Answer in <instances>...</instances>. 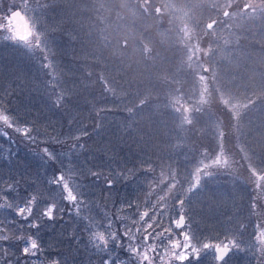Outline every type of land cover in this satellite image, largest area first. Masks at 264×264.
<instances>
[{
    "label": "rangeland",
    "instance_id": "obj_1",
    "mask_svg": "<svg viewBox=\"0 0 264 264\" xmlns=\"http://www.w3.org/2000/svg\"><path fill=\"white\" fill-rule=\"evenodd\" d=\"M39 1L0 0V25L11 27V25L7 24L6 17L10 10L15 8L22 11L28 23L35 21L38 30H46L48 32L49 52L52 57L50 63L53 65V67L48 69L42 68L38 54L30 53L23 45L6 39V37H15L13 30L4 31L3 28H0V96L5 93L8 94V113L0 114H9L22 124L32 121H36L37 126L42 124L48 127V124H50L47 128L49 130L46 131L60 136L57 121H60V119H57L58 114L56 111L54 112L52 109L41 110L40 107H47L44 103L51 104V101H46L48 99L44 96L45 81H49L52 77L61 80V82L66 79L67 86L73 89L71 93L72 100L66 105V108H73L71 123L74 133L72 134L79 135L85 130L91 131L93 128H97L94 125L99 122L97 119V121H92L93 125H91L88 123V119L83 118L85 110L90 112L94 110L91 109L90 102L92 103L95 98L91 91L96 83L90 80L99 81L104 78L103 85L116 95H120L119 92L122 93L123 91L126 93L127 89H138V93H141L142 96L137 100L136 106L142 104L144 112L148 111V108L151 109L146 102L147 100L161 103L162 107L155 105V114H159V111L162 112L167 107V103H165L167 100L170 98L174 99V95L170 94L173 87L164 86L165 88H161L158 85L178 83V86L173 89H183L181 93L185 94L184 97L179 99L178 96H175L177 104L174 106L177 107L183 118H187L192 114L194 108L190 104L192 101L186 99L187 95H191L193 98V95L198 91L196 89H209V85L214 80L220 88L222 86L226 89L225 92H222L223 98L228 96L232 107L238 108L242 100L246 107L248 104H252V99L259 103L254 114H257L260 122V132L264 133V100L259 101L261 95L264 96V72L262 71L264 70V0H110L109 5L111 6L112 4H117L118 7L125 5L124 9L117 8V10L113 9V11L110 8L105 9V11L102 5L103 2H101V7H99L100 4L97 6L92 3L90 5L83 3V1L87 0H74V2L79 1L78 8L74 11V31L70 24V13H58L55 12V9L46 13V11L42 10L45 7ZM38 2L40 4V13H38ZM25 3H27V7L24 6ZM139 5L148 7L145 9L147 12L153 9V11L158 10L159 13H156V16H147L144 11H142L144 14H138ZM49 6L47 8H50ZM34 8L36 11L32 10ZM115 11L125 12V14L123 12L121 17L116 19L115 25L109 23L112 21L110 18L106 17L103 19L108 14L115 18ZM139 13L141 12L139 11ZM124 15L125 18H122ZM144 17L150 18L151 23ZM258 17L259 19H257ZM216 19H219V22ZM258 20H260V23L257 22ZM238 21L244 23V26H241L242 23L239 25ZM206 23L214 24V33L217 34L215 50H209L206 48L207 46L204 47L202 45L204 42V40L202 41L203 29H207ZM109 31L116 34L117 39L112 40L114 35H110ZM111 40L110 48L105 43ZM172 48L174 49L173 52L171 51ZM74 50H76L77 56L72 53ZM113 54L115 56L112 58ZM157 54L160 55L159 62L161 64L166 63L165 71L158 70L157 72L159 73L151 70L156 64L155 57ZM209 54H214L216 60L206 57ZM203 56L206 59L209 58V66L213 62L211 70L207 68L206 71L201 72L204 63ZM82 57L86 58V60H82ZM166 57L167 59L163 61ZM170 61L171 64L169 63ZM253 64L257 65L254 67V74H252L251 70ZM258 66L261 70L258 69ZM86 69V72L92 73L93 76L89 79L80 80V76L84 74L78 75L79 72H83ZM47 72L51 73V76H48ZM61 73H64V75H61ZM73 78L74 80L72 81ZM38 83L41 84V87ZM49 86L51 85L49 84ZM82 94H86L90 100L83 103ZM205 94L204 92L202 95ZM107 95L110 94H102L101 98ZM130 100H132V96L126 94L123 99L125 105H130ZM111 101L115 102L114 99H111ZM76 106L78 107L77 109L75 108ZM106 107L112 109L110 105ZM94 111L102 113L103 108L95 109ZM259 111L262 114H259ZM51 113L57 118L51 120L53 118ZM58 113L61 114L60 112ZM94 114L89 115V117L94 119ZM64 120L67 121L63 125L65 127L64 139L65 142L70 144L72 140L69 138V119L65 116L64 119L62 117V122ZM203 120L205 125H211L207 116ZM155 121L159 122V120ZM77 123L79 124V129L75 126ZM181 123L182 120L180 119L178 125H181ZM2 131L4 129L0 127V132ZM8 131L11 135L12 130L8 129ZM97 131L99 132L98 135L92 134L91 139L94 138V142H99L101 140L100 133H104L101 127ZM163 133L164 129L158 126V128H154L151 134H160L157 136L159 138L164 135ZM14 139L15 143H13V140H6L3 135H0V187L4 186L3 182L7 180L9 175L17 178L14 173V171H17L14 169L21 163L24 165L36 163L38 166L33 155L20 138L14 137ZM84 140L90 139L85 136L82 137L80 142ZM262 142H264V139H262ZM20 144L22 145L21 148ZM20 149H23L24 153ZM10 150L12 151V161L8 162L5 157L8 156ZM260 155L264 161V147L260 148ZM70 158V155L68 157L61 155V159L64 160V163L69 168L72 167V165L68 164V159ZM89 158H95L97 161L105 160L106 167L103 170L105 174L108 173V158L105 159V150L91 151ZM111 159L113 160L112 156ZM216 160L218 163H210L211 166L209 168L203 167V163V166L198 168L194 178L190 179L188 176L180 174L178 181H184V190L187 191L197 179L201 181L203 186L207 179V177H202L205 168L209 171L211 167H216L217 171L227 163L226 159L221 157ZM80 163H83V157H81ZM93 163L90 162L91 165ZM56 165H59V163ZM110 170L118 173L121 169L119 165H115ZM31 174H34L35 177L33 175L30 176ZM204 174L206 175L207 172ZM256 175L260 180H264L263 175L259 173ZM27 176L25 180V188L27 190L32 191L35 189L43 191L46 195L48 194L47 189L41 184L44 180L43 169H39V172L28 173ZM29 185L32 188H29ZM103 187L102 183H89L84 189L87 196L92 195V197L95 196V199H97V201L88 200L90 202L89 205L83 208V213L91 217L95 224L100 225L97 230L103 231L104 226H106L105 212L112 218L119 230L122 224L131 225L133 223L132 216H137L136 223L139 224L138 217L142 214L141 209L135 210V213L128 215V217L125 216L121 209L113 210L111 207H116L118 200H115V195L107 194L103 196ZM213 191L217 192V189H213ZM220 193L218 194L220 195ZM228 194L224 193L223 195ZM101 195L102 198L107 199V202L104 203L100 199ZM188 196L192 197V199L190 204L186 205L185 211L189 219V231H191L194 224L197 223L198 226L200 224V219L195 221L196 219L189 209L199 195L193 197L192 192H188ZM46 198L51 199L50 196ZM112 211H114V214ZM8 214L0 211V223L8 221ZM57 220L58 222L50 223L51 226L48 230L63 225L61 219L58 218ZM162 221L169 222L167 219ZM87 233L89 234L88 231ZM166 236L167 234H165ZM116 254L114 253V255ZM253 259L255 258L250 254L237 253L232 257L231 264H253ZM95 263L96 261L93 260L92 264ZM164 264H173V262L170 258H166ZM175 264H178V262H175ZM206 264H214L211 253L207 255Z\"/></svg>",
    "mask_w": 264,
    "mask_h": 264
},
{
    "label": "trees",
    "instance_id": "obj_2",
    "mask_svg": "<svg viewBox=\"0 0 264 264\" xmlns=\"http://www.w3.org/2000/svg\"><path fill=\"white\" fill-rule=\"evenodd\" d=\"M113 8H118V5L115 4ZM146 8L148 7L139 5L138 14H144L142 11H146ZM139 11L141 13H139ZM156 13H159V11H153V9H151L149 12L146 11L145 15L156 16ZM109 16L112 20L109 23L115 25L117 22L116 19L112 17V15ZM106 17L107 15L103 17V19ZM144 18H147L146 20L151 23L150 18ZM257 19H259V17ZM216 21L219 22V19H216ZM257 22L260 23V20ZM238 23L240 25L242 22L238 21ZM206 24L207 29H203V36L201 35L203 37L202 41L204 40L202 45L204 47L207 46L206 48L209 50H215L217 34L214 33V24ZM241 26H244V23H242ZM109 33L110 35H114V39L112 40L117 39L116 34L110 31ZM112 40L104 43L110 47ZM171 51L173 52L174 49L172 48ZM72 53L77 56L76 50ZM114 56L115 54L112 55V58ZM159 56L160 55L157 54L155 57L156 64L151 69L152 71H165L166 69V63L161 64L159 62ZM206 57H210L211 60L216 58L214 54H209ZM206 57L203 56L204 63L201 72L206 71L207 68H212L213 62H211V66H209V58L206 59ZM166 59L167 57L163 61ZM82 60H86V58L84 59V57H82ZM171 61L169 62L170 64ZM216 66L218 67L217 63ZM255 66L257 65L253 64L251 68L252 74H254L253 70ZM258 69H260L259 66ZM86 71L87 69L83 72H79L78 75L84 74L80 76V80L89 79L93 76L92 73ZM262 71L264 72V70ZM73 80L74 78L72 81ZM90 81L96 83L91 91L95 98L92 103L90 102V107L92 110L103 108L101 114L106 113V119L103 127H101V129L104 130V133H100L101 140H99V142H94V138L87 140L88 147L92 152L100 151V149L106 151L105 159L108 158L107 172L115 165H119L120 169L132 170V175L129 176L127 180H120L114 183L113 188L107 193L115 195V200H118L117 206L111 207L113 210L121 209L126 217L139 209H141L142 212L148 209L150 215L153 211H156L158 215L159 211L162 210L165 215L163 217L158 216L160 223L163 226L166 225V227L170 226V219L175 215L172 208L175 201L174 193L176 189L169 190L172 183H177L179 186L178 178L180 174L186 175L190 179L192 177L194 178L198 168L203 166V163V167L209 168L211 166L210 163H218L215 159L221 157L222 159H226L227 163L225 165L217 171L216 167H211L212 169L210 168L209 171L205 168L207 174L205 175V172L202 174V177H207V179L201 187L200 194L195 200V203L189 208L196 219L195 221L200 219V224L199 226L197 223L194 224L191 231L199 237L201 235L203 242H216L217 240H224L226 235L228 239H232L233 236L231 233H236L238 235L239 231L244 226H247L249 232H251L252 223L264 224V180H260L256 175L259 173L264 176V161L260 155V148L264 147V142H262L264 133L260 132V122L258 121L257 114H254L259 105L256 100L252 99V104H248L247 107L242 100L239 107L234 108L230 104L231 102H229L230 99L228 96L223 98L222 92H225L226 89L221 85L220 88L219 85L212 80L213 83L209 85V89H196L198 91L193 95V98L191 95H187L188 97H186V99L192 101L190 104L194 108L189 117L183 118L178 112L177 107L174 106L177 104L175 96H178L179 99L184 97L185 94L181 93L183 89H173L175 86H178V83L158 85L161 88H165L164 86L173 87L170 94L174 95V99L170 98L167 100V102H165L167 103V107H165L162 112L159 111V114H155V105L162 107V104L147 100L146 102L151 109L148 108V111L144 112L142 104L136 106L137 100L142 96L141 93H138V89H127L128 91L126 93L123 91L122 93L119 92L120 95H116L103 85L105 81L104 78L99 81ZM38 84L41 87V84ZM50 89L51 86H49V91ZM87 90L90 91L91 89ZM204 92L206 94L202 95ZM47 94L48 93L45 92L44 96L48 99ZM102 94H110L111 96L107 95L101 98ZM126 94L132 96V100H130V105L128 106L125 105V101H123ZM81 99L83 103L90 100L86 94H82ZM111 99H114L115 102L111 101ZM261 100H264V96L262 95L259 101ZM46 101L49 102L50 100L48 99ZM44 104L47 107H40L41 110L52 109L58 114L57 118L51 113L53 116L51 120L54 118L60 119V121L57 120L61 134L60 137L65 141V127H63V125H65L67 121L64 120L62 122V117L64 119V117L67 116L69 119L68 113H72L73 108L65 107V110L60 111L50 107L49 105L53 106L52 103ZM108 105L112 106V109H108L106 107ZM75 108L77 109L78 107L76 106ZM94 110L93 112L85 110L83 114V118L88 119V123L91 125H93L92 121H97L98 119L97 111ZM92 114L95 116L94 119L89 117V115ZM259 114H262L261 111H259ZM205 116L209 118L211 125L204 124L203 118H205ZM180 119L182 123L178 125ZM155 120H159V122ZM48 125L50 126V124ZM39 126L42 133L49 130L47 129L49 126L45 127L42 124H39ZM94 126L97 127L96 129L100 128L99 123ZM158 126L164 129V135L159 138H157V136L160 134H151L154 128H158ZM48 133L54 134L53 132ZM72 133H74V128ZM19 146L20 148L22 147L21 144ZM20 150L23 151V149ZM89 161L94 162L92 165L102 166L103 168L106 167L104 163L105 160L97 161L95 158H89ZM56 164L53 165V167L60 166ZM28 165L21 163L17 168L15 167L14 170L17 172L14 171V173L17 178L26 180L28 177L27 174L33 172L27 171ZM32 168H38L36 163L32 164ZM32 175L35 177L34 174L30 176ZM209 175L213 177L211 180L208 178ZM101 183L103 187V182ZM213 189H217V192H214ZM102 190V195H107L105 194L104 187ZM219 192H221L220 195L218 194ZM224 193L229 194L223 195ZM44 195L45 197L49 196L48 194ZM102 195L100 199L104 201V203L107 202V199L102 198ZM48 200L51 202V199ZM88 200L97 201L95 196H87L85 207L90 203ZM129 204L134 205V208H130L128 206ZM148 205H151V207H147ZM253 205L256 207H253ZM42 206L41 204V207ZM112 213L114 214V211H112ZM83 215L85 214L83 213ZM9 216L10 214H8L7 217L9 218ZM164 219L169 220V222H163L162 220ZM61 220L63 224L60 226L62 227L61 229H58L60 227H55L51 228L52 230L46 229L41 233L45 252L50 257L59 256L63 258L66 263L73 262L71 259V248L74 247L73 264H89V257L93 254L85 250V243H87L90 233H87L84 224L78 218L71 217L67 213H65ZM55 222H58V220ZM24 223L26 225V222ZM15 227L16 230H21L19 224ZM117 230L119 231V227H117ZM158 230L162 231V228ZM69 234H75L76 240H70ZM80 240H83L84 243H78ZM0 246H2V243H0ZM9 251L15 252V249H10ZM16 254L18 255V253ZM254 260L255 259H253L252 263L256 264ZM38 264H42V262H38ZM95 264H97V262Z\"/></svg>",
    "mask_w": 264,
    "mask_h": 264
},
{
    "label": "snow or ice",
    "instance_id": "obj_3",
    "mask_svg": "<svg viewBox=\"0 0 264 264\" xmlns=\"http://www.w3.org/2000/svg\"><path fill=\"white\" fill-rule=\"evenodd\" d=\"M24 6L27 7V3ZM38 9L40 13L39 2ZM32 10L36 11L35 8ZM15 18H23L22 12L12 8L6 17L7 24L11 25ZM0 28L4 31L13 30L3 25H0ZM6 39L23 45L30 53L38 54L42 68L53 67L50 63L52 57L49 52L48 32L38 30L35 21L26 24V31L23 34ZM47 74L51 76V73L47 72ZM67 85L66 79L61 82L55 77L44 83V91L48 93V99L53 107L60 111L65 110L66 105L72 100L73 89ZM7 99V93L0 96V113H8ZM68 116L69 138L72 140L70 144L62 140L59 135L49 134L47 131L42 133L36 121L22 124L9 114H0V127L4 129L0 135L6 140H13V143H15L14 137H18L28 147L38 168L33 169L29 164L27 171L39 172V169H43L44 180L41 184L51 197L49 202L43 191L27 190L25 180L15 178L13 175H9L3 182L4 186L0 187V211L7 212L10 216L8 221L0 223V242H2L0 264H38V262L66 264L59 256H48L41 239V233L51 226L49 222L54 223L58 218L63 219L65 213L78 218L90 233L85 243V250L93 254L89 257V264H92L93 260L97 264H164L166 258H170L173 264L175 262L206 264L209 253L213 255L214 264H231L232 257L237 253L250 254L255 258L256 264H264V224L262 223H252L251 232L247 226H244L238 235L231 233L232 239H228L226 235L224 240L216 242H203L201 237L189 231V219L185 207L192 199L188 196V192H192L193 197L200 194L202 184L199 179L187 191L183 188L184 181H179V186L177 183H172L169 190L176 189L172 208L175 215L170 219V226L165 227L160 223L158 216L165 215L162 210L158 215L156 211L151 215L148 211H143L139 215V224L136 223V216H132L133 223L122 224L118 231L112 218L105 212L106 226L103 231H98L100 225L95 224L91 217L83 215V208L87 202L84 191L86 185L103 182L107 194L114 183L127 180L132 175V170L121 169L118 173L109 170L105 174L102 166L91 165L89 161L91 149L88 147V141H80L85 136L91 139L93 133L98 135L99 132L93 128L91 131L85 130L79 135H73L71 123L73 118L70 112ZM97 118L99 127H103L106 113L98 112ZM75 126L79 129L78 123ZM8 129L12 130V135L9 134ZM61 154L65 157L70 155L68 164L72 167L69 168L64 163ZM81 157L83 163H80ZM5 159L8 162L12 161L11 150ZM56 163L60 166L53 167L52 165ZM208 178L211 180L213 177L209 175ZM28 187L32 188L31 185ZM128 206L134 208L132 204ZM17 224L20 225L21 230H16ZM158 228H162V231H158ZM165 233H167L166 237ZM69 239L76 240L75 234H69ZM78 243L84 241L80 240ZM10 249H15V252H10Z\"/></svg>",
    "mask_w": 264,
    "mask_h": 264
},
{
    "label": "flooded vegetation",
    "instance_id": "obj_4",
    "mask_svg": "<svg viewBox=\"0 0 264 264\" xmlns=\"http://www.w3.org/2000/svg\"><path fill=\"white\" fill-rule=\"evenodd\" d=\"M39 2H40V4L43 7H45L42 10L46 11V13H47V11H52L53 9H55V12H58V13H70V19H71L70 24H71L72 30L74 31V11L78 8L79 1L74 2V0H40ZM84 2L86 3V5H90L92 3L93 5L95 4V5L99 6V4H100L99 7H101V2H103L102 5H103V9L104 10L107 9V8H110L113 11V9H114L113 8V6H114L113 4H112V6L109 5L110 0H87V1H83V3ZM34 3H35V1H34ZM104 5H105V7H104ZM48 6L50 8H47ZM74 6H75V8H74ZM118 9H124V6H120V7H118ZM84 10L86 11V9H84ZM116 10H117V8H116ZM123 12L115 11V14H116L115 19H118L119 17H121ZM144 12H146V11H144ZM109 15L110 14L107 15L108 18H110ZM122 18H125V15ZM68 27H70V26H68ZM71 250H72L71 251V259L74 262V247L71 248ZM61 259L63 260V258H61ZM73 262L72 261L71 262H67L66 264H73Z\"/></svg>",
    "mask_w": 264,
    "mask_h": 264
},
{
    "label": "water",
    "instance_id": "obj_5",
    "mask_svg": "<svg viewBox=\"0 0 264 264\" xmlns=\"http://www.w3.org/2000/svg\"><path fill=\"white\" fill-rule=\"evenodd\" d=\"M23 18H15L12 20V25L11 27L14 30V35L18 36L20 34H23L26 31V24H28V22L26 21L25 17L23 16Z\"/></svg>",
    "mask_w": 264,
    "mask_h": 264
}]
</instances>
